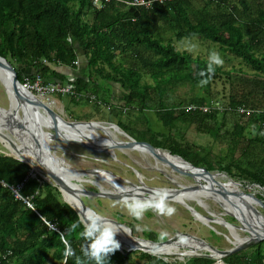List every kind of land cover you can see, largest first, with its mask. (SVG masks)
I'll return each instance as SVG.
<instances>
[{
	"label": "trees",
	"instance_id": "16d2710c",
	"mask_svg": "<svg viewBox=\"0 0 264 264\" xmlns=\"http://www.w3.org/2000/svg\"><path fill=\"white\" fill-rule=\"evenodd\" d=\"M68 34L73 38L71 44ZM193 37L217 46L222 55L231 54L236 64L228 69L214 65L215 71L209 74L207 57L175 45L177 40ZM0 55L12 64L20 82L25 79L21 67L26 68L30 81L39 75L44 82H64L62 68L75 70V61H79L85 76L67 80L73 91L93 94L97 111L101 105L107 110L117 106L120 113L135 111L136 118L125 128L117 124L133 138L145 140L132 134L144 128L154 146L194 165L202 164L208 170L216 167L264 186V0H153L148 7L111 0L98 9L91 0H0ZM144 74L151 82L143 80ZM219 77L228 89L225 109L213 108L218 99L210 93V99L201 97L193 102L163 98L167 87L182 80L209 83ZM112 83L118 84L120 94L111 92ZM68 97L76 103L89 101L83 97L76 100L70 93ZM191 104L195 107L188 108ZM153 115L162 129L150 128ZM227 119L232 125L221 131ZM176 123L194 124L199 135L224 136L234 153L231 160L218 158L214 163L190 154L192 145L172 137ZM31 171L35 174L28 163L0 152V264H65L61 233L84 264H94L80 251L84 241L78 231L83 225L76 210L63 200L57 185L38 174L31 176ZM19 183V194L28 198L37 212L14 196L11 187ZM40 216L56 229L48 227ZM77 221L81 222L79 228L71 229ZM125 223L135 234V225ZM152 233L149 237L156 239ZM185 260L188 264H215V259L206 255ZM223 261L264 264V241L233 252ZM174 263L181 264L180 259L170 262L164 255L138 249H117L109 254V264ZM67 264H76V258L69 257Z\"/></svg>",
	"mask_w": 264,
	"mask_h": 264
},
{
	"label": "rangeland",
	"instance_id": "374dc122",
	"mask_svg": "<svg viewBox=\"0 0 264 264\" xmlns=\"http://www.w3.org/2000/svg\"><path fill=\"white\" fill-rule=\"evenodd\" d=\"M175 45L177 48L181 50H186L192 55L199 54L204 57H209L210 52L215 51L220 54V56L223 59L222 65L223 69H228L231 64H236L237 59L233 58L231 54H221L218 47L206 43L201 42L197 38H182L181 40L175 41ZM189 45H195V47H191L189 50ZM235 59V60H234ZM77 67H76V74L74 75V78L76 75H83L85 76V73L83 71V67H80L82 64L77 61ZM65 68V67H63ZM29 72L32 71L31 69H28ZM21 71L24 74V82L33 83L35 79L32 81L28 78V72L26 71L25 67H21ZM72 76H64L63 80L66 82V85H70L72 88V85L68 83L67 80H71ZM73 78V79H74ZM143 80L151 82V79L148 75L144 74L142 75ZM51 82H62L59 80L51 81ZM63 82V83H64ZM114 93L120 94L118 89V84L115 85ZM32 89V88H31ZM166 92L163 95V98L166 97V99H170V101H191L193 100H201V97H204L206 100L210 99V94L213 95V97L217 98L218 100H215L212 104L213 108L217 109H225L223 108L225 104L223 99L226 98V95L228 93L227 84L223 83L222 78L219 77L215 79V81L206 83L204 85H201L200 83H193L191 81H180L174 84V86L170 88H166ZM35 95L36 91L34 89L31 90ZM168 93L170 94L169 97L167 96ZM61 96H58V94H51L48 99H44L46 103H48L52 108H54L61 116H63L67 120H76L77 118H80V120H89L84 119L86 115H91L90 120H98L100 121V124L104 125V128L106 130L107 126H111V123H116L121 125L123 128L126 127V123L134 120L136 117L135 111L128 112H122L120 113L117 108L115 107V111L112 109L108 111L106 109V106H100L99 111H97L93 107V94H88L89 101L87 103L83 102H73L68 97V93L60 94ZM8 96L11 97L10 90L4 86V83L0 82V107L7 108L9 104ZM38 97V96H37ZM42 100V99H41ZM226 101V99H225ZM166 102V100H165ZM97 104V103H95ZM99 105V104H97ZM44 116V117H43ZM40 117L45 119V114L40 112ZM228 117V115H227ZM151 119L153 122L149 124L150 128H154L158 130L159 128L162 129L160 121L155 120L154 115L151 116ZM231 119H227L226 125L224 128L221 129V131L228 129L231 127L232 122ZM138 126V125H137ZM114 127V126H113ZM78 128L77 133L72 131L71 128H64V132L72 137H78L80 136V133L85 134V130L83 128ZM172 137L177 140L181 141V143H189V145H192L190 148V154L195 153L197 156L206 157L209 160L211 159V162L216 163V161L219 159H222L223 162H227L231 160V155L234 153L231 151V149L228 146V143L226 142V139L224 136L218 137V138H212L209 135L206 134H198L197 130L194 127V124H177L172 128ZM119 132L114 131V139L117 140H128L129 131L128 130H122L119 129ZM72 131V132H70ZM128 132V133H127ZM138 132V133H137ZM136 133L133 132L132 134L136 136V138H143L146 141H153V139L149 138V134L145 132L144 128H140ZM7 133V131H6ZM99 133L101 135H104V133L100 130ZM8 134V133H7ZM87 135H90L89 133H86ZM9 135V134H8ZM92 140H99L96 137L90 135ZM106 136V135H105ZM12 137V135H10ZM132 137V136H131ZM107 139V138H106ZM117 139V140H116ZM135 139V138H134ZM137 140V139H136ZM144 140V141H145ZM153 143V142H152ZM8 144V145H7ZM50 144L53 146L55 152L57 155L62 156L65 161L70 164V166L74 168H89V167H100L105 170H109L113 172L114 174L127 179L133 183L139 182V179L148 187H170V188H176L179 185H191L196 183L194 178L186 173H181L180 171H176L175 169H172L170 167V163H175L178 167L184 169L187 172L194 173L192 170L187 168L186 165L180 164L178 162H175L173 159L168 160V164H164L162 160L160 162H157L152 155L149 153H145L142 151H138V149H130V148H117L114 147L113 149H110L111 151H105L100 153H93L90 150L86 149L83 146L74 144V143H62L58 141H51ZM199 145V146H196ZM18 149L15 151L8 142L1 141L0 140V152L5 154H10V152H14L13 154L22 155V157L29 159L27 155H25L24 151L22 150V147L20 145L17 146ZM157 147V146H156ZM139 148V147H138ZM160 148V147H159ZM165 151H168L167 149L160 148ZM173 154V153H171ZM237 154V153H236ZM34 162V161H33ZM203 166L202 164H200ZM204 167V166H203ZM35 174H38L43 180L47 181L44 178V174L41 170H33ZM210 172L216 173L214 175V178L219 180L222 183H228L232 182L230 179L239 182L240 185H238L239 189L243 192H251L255 196L259 197L264 202V186H261L259 183L255 182H247L244 179H241L236 176H231L227 174L226 172H220L217 170L216 167H213V169L210 170ZM32 176L35 177V174H32V171L30 172ZM85 178H94L89 177L88 175L84 174ZM196 177L199 178V176L196 175ZM51 182L52 181H48ZM201 182H204L201 179ZM106 183V184H105ZM101 187L105 190L112 189L111 186L107 182L100 181ZM124 184V183H123ZM82 187L86 189H96V185L93 183H90L88 181L82 182ZM194 193V192H191ZM82 199L86 205H88L90 208L95 209L99 212H101L105 217L110 219H115L119 222H131L133 225H135L136 233L134 234L137 237L146 238L154 241H161L164 239H167L168 237L174 235L175 233L181 231V232H188L190 234L196 235L198 237H201L205 239L208 243L216 247L217 249L221 250H227L230 248H233L234 245H238L240 242L233 243L232 239H234V235H231V233L228 231V228L232 230L235 234L239 235L242 238L250 237L251 235L248 234L246 231H244L242 225H240V222L238 219L233 217L232 215H228L224 213L222 207H224L221 203H219L214 197H208V196H199L197 197L195 195L194 198L184 199L188 200V203L193 205L199 212L206 214L207 211H210L215 214V217L222 216L225 220L232 223L233 226H226L219 223H211L213 228L216 230L211 229L209 225H206L202 223L201 221L197 220L191 213L188 211L183 205L172 201L167 200V202L174 206L175 212L172 215H164L157 213L153 209H148L145 211L144 215L140 219H136L132 217L127 209L122 206V201L110 199V198H103V197H95V196H82ZM195 199H200L202 201V204ZM218 199V198H217ZM250 199H252L250 197ZM234 202H240L237 200H233ZM222 206V207H221ZM260 212L264 215V207L256 204L255 205ZM241 214V213H240ZM231 217L232 219H229ZM238 218H241V220L246 221L247 223H254L255 220L248 214V213H242L241 215L237 216ZM246 219V220H245ZM254 230L257 231L258 227L253 226ZM253 230V229H252ZM253 230V231H254ZM155 233V238H150V234L152 235ZM161 233H164L163 237L161 238ZM248 234V235H247ZM118 239V238H117ZM243 241V240H242ZM264 241V239L259 240L257 242ZM254 242V243H257ZM254 243H250L248 245H245L244 247L235 250L234 252L246 250L249 246L254 245ZM139 250V249H138ZM198 253L188 254V255H178V254H159L164 255V258L170 262H176L177 259H180V263L185 261V259L188 256H202L206 255L209 257H212L215 259V264H226L223 261V258L229 254L225 255H215L210 256L207 253L211 254V252H208L207 250L201 249L197 250ZM233 253V252H232ZM168 255L169 257H167ZM137 256H134V259L136 260ZM188 264V263H185Z\"/></svg>",
	"mask_w": 264,
	"mask_h": 264
},
{
	"label": "water",
	"instance_id": "95a60500",
	"mask_svg": "<svg viewBox=\"0 0 264 264\" xmlns=\"http://www.w3.org/2000/svg\"><path fill=\"white\" fill-rule=\"evenodd\" d=\"M0 80L4 83V86L9 87L11 91V97L8 96L9 104L7 108L0 107V140L6 141L9 145L16 151L18 149V145H20L24 150H28L32 153L31 159H26L22 157V155L13 154L14 152H10L15 158L22 160L28 163L32 170H41L44 174V178L47 181H52L53 184L57 185L61 196L65 202H67L76 212L78 213L80 219H83V212L90 207L86 205L82 199V196H95V197H103L110 198L122 201L124 196H132V195H140L142 197H147L153 189H157V187H148L146 186L140 179L138 184L133 183L127 179H124L109 170L102 169L100 167H89V168H74L68 164L62 156L56 154L53 146L50 144L51 141L55 140L62 143H74L80 146L85 147L93 153H100L105 151H111L114 147L117 148H130V149H138V151H142L144 147L145 151L151 154L154 158H158L162 161H168L163 154L160 152H164L165 150L160 149L144 140H136L133 137L129 136L128 140H117L113 141L112 144L105 143L100 145V143L92 140L90 135L81 134L78 137H71L66 135L64 132V128L60 126V124L77 128L80 125H84L87 130L95 129L97 133L101 130L104 135L107 136L108 133L105 132L104 125L100 124L98 120H67L63 116H61L54 108H52L48 103L41 100L37 95H35L31 90H29L23 83H21L17 78V73L12 64L4 57L0 55ZM40 112L45 114V119L39 118ZM44 117V116H43ZM111 126H116V124L111 123ZM117 127V126H116ZM118 128V127H117ZM9 134H7L6 133ZM100 134V133H99ZM12 135V137H10ZM8 145V144H7ZM138 146H140L139 150ZM167 154L171 156H175L181 159L183 162L189 164L193 169H196V173H190L185 171L184 169L178 167L175 163L171 162L170 167L175 169L176 171H180L181 173H186L192 176L196 183L191 185H179L176 188L170 187H159L166 188L168 190V199L175 201L179 204H183V206L190 211V213L196 218L200 219L202 217L204 220H200L202 223L209 225L211 229L215 230L211 223H219L226 226H233L232 223L225 220L222 216L215 217V214L207 211L206 214L199 212L193 205L188 203L189 198H187L184 194L186 191L197 190L201 188H206L209 191H214L216 193L222 194L224 197H228L229 193H232L235 196L241 197L242 194H246L252 198L250 202L243 201L244 204L248 207V210L251 212L250 215H253L256 220L253 223H247L246 221L241 220L233 213L228 211L225 207H222L224 213L228 215H232L236 219L239 220L240 225H242L244 231L248 234L251 233V229L254 230L253 226L260 227L264 230V215L260 212V210L255 206L256 204L264 207V202L259 197L255 196L251 192H243L240 190H230L225 186L226 183H222L219 180L214 178L216 173L210 172V170L206 169L203 166H197L178 154H171L169 151H166ZM48 157L51 163H42ZM45 162V161H44ZM54 166V167H52ZM56 166V167H55ZM55 168H58V171H55ZM62 169H69L73 173H82V175H88L89 177H98L99 173L104 171L111 177L115 179V181L122 186L117 187L113 185L110 181L107 182L112 189L105 190L101 187L100 184L94 182V180H90L89 178H84L83 181H88L96 185V189H86L82 187L81 178H76L73 175L67 176L68 178L62 176L60 171ZM34 174V173H33ZM199 175V178L196 175ZM101 176V175H100ZM201 179L204 182H201ZM69 180V181H68ZM233 183H237L230 179ZM74 183V186L70 185ZM124 183V184H123ZM126 185L130 187H126ZM124 189H130L131 191H124ZM77 191V193L75 192ZM64 191L73 192L79 200L80 207L74 206L69 200L64 196ZM175 195H181L184 198L188 199L183 200L182 202L175 198ZM199 204V201L195 199ZM253 202V203H252ZM92 209V208H91ZM107 218V217H106ZM117 225L123 226L127 231L123 232L120 230L126 238L135 243V245L129 244V241L123 238H118L120 241V250L124 249L125 251L131 250H142L145 252H149L152 254H178V255H188L196 253L197 250H207L211 252V254L207 253L210 256L215 255H225L238 250L245 245L250 243L257 242L259 240L264 239V234L251 235L250 237H246L241 241L238 245H234L233 248L227 250L217 249L210 243H208L205 239L198 237L196 235L190 234L188 232H177L174 235L168 237L167 239L161 241H154L146 238L137 237L132 233V229L129 225L123 222H119L115 219L107 218ZM246 220V219H245ZM263 220V222H262ZM216 231V230H215ZM255 231V230H254ZM139 240L144 241V243H140ZM181 240V241H180ZM193 242V243H192ZM176 244V246H174ZM172 247L175 249L166 250V247ZM164 247L165 251H153L152 247Z\"/></svg>",
	"mask_w": 264,
	"mask_h": 264
},
{
	"label": "clouds",
	"instance_id": "9594fccd",
	"mask_svg": "<svg viewBox=\"0 0 264 264\" xmlns=\"http://www.w3.org/2000/svg\"><path fill=\"white\" fill-rule=\"evenodd\" d=\"M66 39L69 44L73 42L71 34H68ZM191 47H195V45H189V50ZM222 63L223 59L218 52H210L207 72L211 74L215 71L214 65ZM200 75H204L203 70L200 72ZM206 82L203 79L199 81L201 85ZM253 133H255V126H253ZM261 134H264V132H261ZM124 191L131 190L124 189ZM17 194L19 195V192ZM168 195L169 193L166 188L153 189L147 197L126 195L122 198V206L136 219H140L148 209H153L157 213L170 216L175 212V208L167 202ZM45 223L54 228L50 221L46 220ZM80 223V221L72 223L71 229H78ZM82 225V228L78 231V236L84 241L80 248L83 257L88 261L94 262V264H109V254L120 248V241L116 239L117 232L120 230L125 232L127 230L123 226L117 225L115 222L107 219L101 212L91 208L83 212ZM163 235L164 233H161V238ZM60 239L64 244L62 255L65 264H67L69 257H75L76 264H84L80 256L76 255L75 249L63 233H61ZM154 251L156 250L154 249Z\"/></svg>",
	"mask_w": 264,
	"mask_h": 264
},
{
	"label": "bare ground",
	"instance_id": "6f19581e",
	"mask_svg": "<svg viewBox=\"0 0 264 264\" xmlns=\"http://www.w3.org/2000/svg\"><path fill=\"white\" fill-rule=\"evenodd\" d=\"M0 82H2L1 80H0ZM3 83V82H2ZM9 90H10V88L9 87H7ZM11 92V91H10ZM45 102V101H44ZM39 118H40V116H39ZM103 125V124H102ZM60 126H63V127H66V128H72V127H68V126H65V125H62V124H60ZM82 126H84V125H80V126H78V127H82ZM109 128V127H108ZM67 135V134H66ZM68 136H70V135H68ZM72 137V136H71ZM97 139H99V140H95L96 142H98V143H100V145H103V144H105V143H108V144H112L113 143V141L115 140L114 139V136H109V139H105V138H103L101 135H96L95 136ZM117 140V139H116ZM139 147V150H142V149H140V146H138ZM141 148H143V150H142V152H145L146 153V151H145V148L144 147H142L141 146ZM22 150L24 151V153H25V155H27L28 156V158L29 159H31L32 161H34L33 160V158H32V153L31 152H29L28 150H24V148H22ZM148 153V152H147ZM160 154H163L164 156H165V158L167 159V160H171V159H173L175 162H178V163H180V164H184V165H186L187 166V168L188 169H190V171L192 170L194 173H196L195 171H196V169H193L189 164H187V163H185V162H183L181 159H179V158H177V157H175V156H171V155H169V154H167V152L166 151H164L163 153L162 152H160ZM151 155V154H150ZM154 158V157H153ZM45 160V162L44 163H51V161H50V159L48 158V157H46V158H44ZM157 162H160V160L158 159V158H154ZM35 162V161H34ZM164 162V164L166 165V164H168V161H163ZM169 165V164H168ZM52 167H54V166H52ZM56 167V166H55ZM55 171H58V168H55ZM60 174L62 175V176H64V177H66V178H68L69 176H71V175H73L74 177H76V178H81V180L83 181L84 180V176L82 175V173H77V174H75V173H73L71 170H69V169H62L61 171H60ZM99 176L98 177H96V178H89L90 180H94V182H96V183H98V184H100L99 182H98V180H100V181H103V182H111L113 185H115V186H117V187H119L120 188V186H122V184H119V183H117L116 181H115V179L113 178V177H111L110 175H108L107 173H105L104 171H102V172H100L99 174H98ZM101 175V176H100ZM68 176V177H67ZM197 176H199L198 174H197ZM69 181V180H68ZM106 184V183H105ZM70 185H72V186H74V183H71L70 182ZM101 185V184H100ZM102 186V185H101ZM225 186L227 187V189H230V190H240L239 189V187H238V184L237 183H233V182H228V183H226L225 184ZM126 187H130V186H128V185H126ZM241 191V190H240ZM75 192L77 193V191L75 190ZM152 192V191H151ZM191 192H194V193H191ZM187 198H194L195 197V195L197 196V197H199V196H208V197H214V199H216L219 203H221L228 211H230L231 213H233L235 216H239V215H241L242 213L244 214V213H248L249 215L251 214V212L248 210V207L244 204V202L243 201H247V202H250L252 199H250V196H248V195H246V194H242V196L241 197H239V196H235V195H233L232 193H229L228 194V197H224L222 194H219V193H216V192H212V191H209L208 189H204V188H201V189H197V190H192V191H186L185 192V194H184ZM64 196L66 197V199L67 200H69V202L70 203H72L74 206H78V207H80V203H79V200H78V198L76 197V195L73 193V192H68V191H64ZM175 198H177L179 201H183L184 199V197L183 196H181V195H175ZM218 198V199H217ZM201 204H202V201L200 200V199H197ZM233 200H237V201H240V202H234ZM253 203V202H252ZM183 205V204H182ZM82 212H84V211H82ZM241 213V214H240ZM254 220H256V218L253 216V215H250ZM200 219H197V220H204L202 217H199ZM262 222H263V220H262ZM262 225L264 226V223H262ZM264 228V227H263ZM228 231L231 233V235H234L233 237H234V239H232V241H233V243H237V242H241L244 238H242V237H240L239 235H237V234H235L234 232H232V230L231 229H229L228 228ZM251 235H255V234H258V235H261V234H264V230L262 229V228H260V227H258V230L257 231H253L252 229H251ZM248 235V234H247ZM117 238H123V239H126V240H128L129 241V244H131V245H135V243L134 242H132L131 240H129L128 238H126L125 236H124V234L121 232V231H118L117 232V234H116V239ZM181 241V240H180ZM139 242L140 243H144V241H142V240H139ZM193 243V242H192ZM173 245H170L169 247H166V248H164V247H152V249H153V251H154V249L156 250V251H165V249L166 250H172V249H175V248H173L172 247ZM174 246H176V244H174ZM196 253H198V252H196Z\"/></svg>",
	"mask_w": 264,
	"mask_h": 264
},
{
	"label": "built area",
	"instance_id": "2783aa9c",
	"mask_svg": "<svg viewBox=\"0 0 264 264\" xmlns=\"http://www.w3.org/2000/svg\"><path fill=\"white\" fill-rule=\"evenodd\" d=\"M109 1H111V0H91V5L98 9V8H101L102 6H104ZM120 1L123 2L125 5H128V6L142 5L144 7L150 6V4L153 2V0H120ZM75 63H77V61H75ZM34 79L35 80L33 81V83L25 82L24 85L29 90L34 89L36 91V95L40 99H42L43 101H45L44 99H48V97H50V95L54 94V93L55 94H64V93L69 94L70 93L73 95V97L75 99H79L82 96H86V97L89 96L86 94L84 95L80 92L76 93L75 91H73V89L70 87V85H66V83H63V82H51V81L44 82L39 75H35ZM194 107L195 106L192 104L188 105V108H194ZM203 109L205 110L206 108L203 107ZM239 111L243 112V111H245V109L239 108ZM21 184L22 183H19L16 185V187H11L14 196L16 198L23 199L29 207H31L34 211H36L35 208L33 207L32 203L28 200V198H23L20 194L19 195L17 194L18 189L20 188ZM41 218L43 219L44 222L46 221L43 217H41ZM47 225H48V227L53 228L52 226H49V224H47ZM51 225H53V224L51 223ZM53 229H56V227L54 226ZM174 264H176V263H174ZM181 264H185V262H183Z\"/></svg>",
	"mask_w": 264,
	"mask_h": 264
},
{
	"label": "crops",
	"instance_id": "0c3cea01",
	"mask_svg": "<svg viewBox=\"0 0 264 264\" xmlns=\"http://www.w3.org/2000/svg\"><path fill=\"white\" fill-rule=\"evenodd\" d=\"M62 70H64V73L67 75V76H72V78H71V80H73V78H74V75L76 74V69L75 70H72V69H70V68H62ZM64 81V80H63ZM64 83H66V82H64ZM115 85H117L116 83H112L111 84V87H110V89H111V92L113 93V94H115L114 93V89H115ZM82 94H86V95H88L89 93H83L82 92ZM83 98H88V97H86V96H82ZM75 99V98H74ZM77 100V99H76ZM114 123V122H113ZM114 124H116V123H114ZM103 126V125H102ZM116 126L119 128V126L116 124ZM116 126H107L106 127V130H105V132H107L108 133V135L107 136H103V135H101V134H99V133H97V131H95V129H90V130H87L84 126H82V127H79V128H83V130H85L86 132H84L85 134L86 133H89L90 135H92V136H96V135H101L103 138H107V139H109V136H114V131L115 132H119V130H118V128L116 127ZM63 127V126H62ZM109 127V128H108ZM63 128H66V127H63ZM72 129V131L73 132H75V134L77 133V131H78V128H75V127H72L71 128ZM120 129V128H119ZM72 131H70V132H72ZM67 134V133H66ZM68 135V134H67ZM95 141V140H94ZM98 182L100 183V180H98Z\"/></svg>",
	"mask_w": 264,
	"mask_h": 264
}]
</instances>
